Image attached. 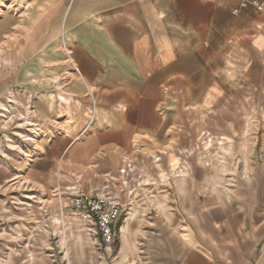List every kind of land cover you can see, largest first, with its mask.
<instances>
[{"label": "crops", "instance_id": "obj_1", "mask_svg": "<svg viewBox=\"0 0 264 264\" xmlns=\"http://www.w3.org/2000/svg\"><path fill=\"white\" fill-rule=\"evenodd\" d=\"M8 1L0 264H264V0Z\"/></svg>", "mask_w": 264, "mask_h": 264}, {"label": "built area", "instance_id": "obj_2", "mask_svg": "<svg viewBox=\"0 0 264 264\" xmlns=\"http://www.w3.org/2000/svg\"><path fill=\"white\" fill-rule=\"evenodd\" d=\"M77 215L88 224H96L104 243L112 249L117 248L118 232L116 222L129 211L117 195L91 196L73 191L68 194Z\"/></svg>", "mask_w": 264, "mask_h": 264}, {"label": "rangeland", "instance_id": "obj_3", "mask_svg": "<svg viewBox=\"0 0 264 264\" xmlns=\"http://www.w3.org/2000/svg\"><path fill=\"white\" fill-rule=\"evenodd\" d=\"M8 0H0V12L7 8L6 5L9 6ZM11 5V4H10Z\"/></svg>", "mask_w": 264, "mask_h": 264}]
</instances>
